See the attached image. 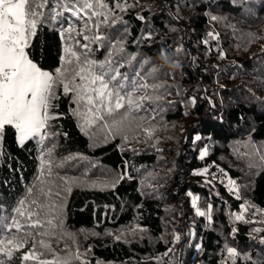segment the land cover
Instances as JSON below:
<instances>
[{"label": "trees", "instance_id": "16d2710c", "mask_svg": "<svg viewBox=\"0 0 264 264\" xmlns=\"http://www.w3.org/2000/svg\"><path fill=\"white\" fill-rule=\"evenodd\" d=\"M161 2L139 0L142 7L125 14L130 32L125 55L151 61L169 74L161 81L170 86L167 99L196 96L197 104L165 105L155 120L145 119L144 127L155 128L151 139L140 133V142L131 137L125 142L119 136H108L105 142L108 130L96 129L94 135L90 130L85 135L80 122L69 115L68 99L62 98L59 111L64 116L56 121L58 134L48 146H54L52 162L66 167L51 179L47 174L41 178L46 189L61 191L59 197L46 199L59 205L48 216L57 225L50 229L54 233L51 247L56 256L68 257L70 264H82L85 259L87 264H179L183 244L180 264H223L227 243L251 256L250 261L241 255L228 264H259L264 260V244L253 229H264V212L257 211L264 210V0L238 4L195 0L196 7H183L194 0H179L178 21L173 19L174 7L161 14ZM176 3L171 0L172 5ZM137 13L155 29L151 40L136 42L144 31ZM206 13L224 19L212 21ZM209 31L218 33V38H208ZM121 32L122 27L112 34ZM204 39L209 43L204 44ZM34 43L33 55L45 69H54L61 47L59 35L45 26ZM181 44L184 52L176 56L174 49ZM220 51L225 53L223 59ZM96 55L103 59L105 53ZM165 56L179 60L181 66ZM204 91L214 101V109L202 99ZM196 134L203 139L193 144ZM205 146L208 154L201 159ZM6 147L12 159L0 163V215H10L20 199L28 198L29 186H40L39 146L30 142L22 150L9 136ZM209 161L236 181L241 199L224 184L205 183V174H193ZM124 174L125 179L112 188ZM60 177L69 182L65 184ZM189 192L198 201L205 197L213 204L211 223L196 215ZM245 202L256 212L244 213L250 223L235 221L232 215L240 213ZM232 227L238 232L232 234ZM189 232L195 235H188L183 243ZM175 235L181 237L178 242H174ZM197 243L200 249L194 246ZM169 248L172 251L165 256ZM77 249L83 254L81 260L72 259Z\"/></svg>", "mask_w": 264, "mask_h": 264}, {"label": "snow or ice", "instance_id": "6c2138e0", "mask_svg": "<svg viewBox=\"0 0 264 264\" xmlns=\"http://www.w3.org/2000/svg\"><path fill=\"white\" fill-rule=\"evenodd\" d=\"M240 2L232 0L233 4ZM137 6L142 7L139 0H0V163L12 159V153L6 147L11 136L16 147L22 150L30 142L38 145L40 151L37 159L41 165L37 177L40 186H29L28 198L20 199L11 209L10 215H0V264H70L68 257L56 256L50 243L54 235L50 229L57 225L48 216L59 205L47 203L46 199L52 195L59 197L61 191L53 193L50 187L46 189L41 179L46 174L51 176L54 167L51 160L54 146L49 147L48 144L58 134L55 130L56 121L64 116L59 111L62 98L68 99L69 115L80 122L78 127L85 135H89L90 130L93 135L96 129L108 130L105 142L108 136H119L125 142L131 137L140 142V133L151 139L155 128L144 127L145 119L155 120L157 115L166 110L165 105L180 103L196 106V96H185L180 101L167 99L171 95L170 86L161 81L169 74L151 61L141 62L136 55H125L130 32L129 22L124 16ZM196 6L195 0L192 4H183V7ZM172 7L175 8L173 19L178 21L181 19L179 0L175 5L171 4V0H162L159 5L161 14ZM206 15H210L212 21L224 19L210 13ZM136 19L144 23V31L136 42L151 40L155 29L144 15L137 13ZM45 26L57 33L61 40L58 64L54 69H45L32 53L36 46L34 40ZM121 27L119 36L112 34ZM171 30L178 31L176 28ZM218 35L213 31L207 33V37L212 40L217 39ZM202 42L208 44L209 39ZM101 51L105 53L103 59L96 55ZM183 52L182 44L174 49L176 56ZM219 57L223 59L225 53L220 51ZM165 59L176 67L181 66L179 60L171 61L167 56ZM202 99L209 109L215 108L211 97L204 96ZM192 139L195 144L203 137L196 134ZM207 154L205 146L200 151V158L203 159ZM9 168L16 171L11 165ZM220 171L223 172V169ZM207 173L208 168H204L193 174ZM210 175L211 179L205 181L207 184L216 178L215 174ZM125 177L126 174L120 175L111 187L115 188ZM60 179L65 184L69 182L64 177ZM228 186H231L229 192L235 193L237 200L241 199L236 181L229 178ZM188 195L192 198L196 215L207 217L211 223L213 204L209 203L207 210L202 211L197 205L199 197L191 192ZM252 207L247 202L241 204V212L232 214L235 221L252 222L246 220L244 215H256V212L251 211ZM230 231L235 234L238 228L232 227ZM253 231L260 234V243L264 244V229L256 228ZM186 235L194 236L195 233ZM115 239L119 240L120 236ZM180 239L179 235L174 236V242ZM194 246L201 248L199 243ZM225 249L227 256L223 264L235 261L241 255L245 260H251L250 255L240 253L227 243ZM171 251L169 248L164 255L167 256ZM48 254L53 258H44ZM82 256L77 249L72 259L81 260ZM82 264H87L86 259ZM259 264H264V260Z\"/></svg>", "mask_w": 264, "mask_h": 264}, {"label": "built area", "instance_id": "2783aa9c", "mask_svg": "<svg viewBox=\"0 0 264 264\" xmlns=\"http://www.w3.org/2000/svg\"><path fill=\"white\" fill-rule=\"evenodd\" d=\"M205 168H208V173L205 174L208 179H211V175L210 174H215V177L216 178L214 180H212L213 182L219 183V184H224L227 187H230V186H228V179L230 177L228 176V174L224 170H223V172H221L220 171L221 168L218 165H216L212 161H209L206 164V167ZM225 173L227 175H225ZM200 206H201V208L206 207V198L205 197H202V199L200 201Z\"/></svg>", "mask_w": 264, "mask_h": 264}, {"label": "rangeland", "instance_id": "374dc122", "mask_svg": "<svg viewBox=\"0 0 264 264\" xmlns=\"http://www.w3.org/2000/svg\"><path fill=\"white\" fill-rule=\"evenodd\" d=\"M53 165H54V167L52 168V174H51V176H49L50 179H51V177H53L54 175H57L58 173L63 172V170H62L61 168L66 167L65 164L62 165L63 167L60 166V163H59V162H57V163H54V162H53ZM53 173H54V174H53ZM81 174H85V172L83 171V172H81ZM230 187H231V186H230ZM197 205H198V207H199L202 211H206V208H207L208 203H207V200H206V207H204V208H201V206H200V201H197Z\"/></svg>", "mask_w": 264, "mask_h": 264}, {"label": "water", "instance_id": "95a60500", "mask_svg": "<svg viewBox=\"0 0 264 264\" xmlns=\"http://www.w3.org/2000/svg\"><path fill=\"white\" fill-rule=\"evenodd\" d=\"M204 96H208L207 95V93L204 91ZM209 97V96H208ZM189 132L190 131H188V134H187V137H186V140L188 139V135H189ZM187 233H185V237H184V241H183V243L187 240V238H188V235H186ZM182 246H183V244L180 246V249H179V256H180V262H179V264L181 263V250H182Z\"/></svg>", "mask_w": 264, "mask_h": 264}]
</instances>
